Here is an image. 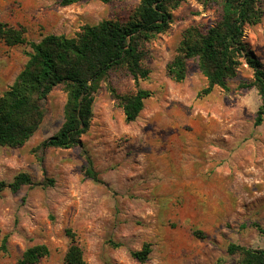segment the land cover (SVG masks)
<instances>
[{
	"label": "rangeland",
	"instance_id": "rangeland-1",
	"mask_svg": "<svg viewBox=\"0 0 264 264\" xmlns=\"http://www.w3.org/2000/svg\"><path fill=\"white\" fill-rule=\"evenodd\" d=\"M138 1L0 0V21L22 27L34 41L47 33L73 36L85 23L126 20ZM220 12L217 2L181 0L168 29L145 43L149 76L135 81L116 68L100 82L80 145L37 149L62 123L61 84L46 96L42 121L24 144L0 145V179L9 181L22 170L35 181L53 180L0 192V264H16L37 243L49 253L32 264H66L72 241L67 229L84 264H238V255L227 250L230 243L264 245L254 225L264 228V118L254 124L258 91L241 86L252 70L244 62L227 79L228 90L214 86L207 94L200 93L206 79L194 58L186 62L183 80L166 72L183 31L191 25L205 29ZM243 37L264 67V12L245 25ZM28 50L0 41V94ZM137 87L151 95L126 121L113 93ZM87 158L96 181L83 175ZM145 242L151 250L140 261L131 252Z\"/></svg>",
	"mask_w": 264,
	"mask_h": 264
},
{
	"label": "trees",
	"instance_id": "trees-1",
	"mask_svg": "<svg viewBox=\"0 0 264 264\" xmlns=\"http://www.w3.org/2000/svg\"><path fill=\"white\" fill-rule=\"evenodd\" d=\"M81 0H60L67 5ZM104 2L110 0H102ZM181 0H139L126 20L104 18L95 24H83L73 36L47 33L38 41L26 37L24 29L0 21V41L7 45H28L27 60L12 83L0 94V145L18 147L34 133L44 115V100L58 84L63 86L66 99L63 120L58 130L42 140L37 149L70 148L81 144L92 117L93 93L108 72L121 68L137 81L146 79L150 69L143 64L145 43L166 31L171 23V10ZM221 6L219 19L205 29L188 26L182 33L176 54L166 64V72L175 81L186 75V62L194 58L206 79L200 93H209L214 86L228 90L227 79L236 75L245 62L252 76L241 86H254L260 97L254 124L264 118V67L244 40V27L255 24L264 12V0H201ZM126 121L136 118L143 101L151 95L149 89L137 87L131 93H113ZM83 175L98 180L90 158ZM48 178L35 181L26 171H18L11 180L0 179V192L17 191L22 185L52 183ZM264 237V228L257 224ZM65 254L66 264H84L81 247L73 241V233ZM7 236L2 238L5 249ZM118 245V243H114ZM145 242L141 249L131 252L143 261L150 252ZM229 253L238 255V264H264V245L258 248L230 243ZM49 253L44 243L26 247L16 264H32Z\"/></svg>",
	"mask_w": 264,
	"mask_h": 264
}]
</instances>
